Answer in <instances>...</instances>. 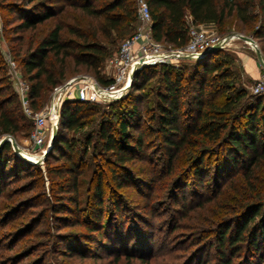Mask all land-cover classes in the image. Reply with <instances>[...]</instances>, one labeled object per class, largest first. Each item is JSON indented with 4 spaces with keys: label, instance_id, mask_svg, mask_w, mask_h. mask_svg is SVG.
<instances>
[{
    "label": "rangeland",
    "instance_id": "1",
    "mask_svg": "<svg viewBox=\"0 0 264 264\" xmlns=\"http://www.w3.org/2000/svg\"><path fill=\"white\" fill-rule=\"evenodd\" d=\"M45 2L0 0V93L4 95L10 92L6 89L8 85L15 91L9 57L16 60L15 69L24 79L27 76L19 61L25 50L36 45L54 20L63 17L64 22H68L83 17L79 9L65 6L61 14L64 16L59 19L57 16L54 20H45L32 29L17 27L22 16L33 11L32 4ZM204 27L224 36L215 25ZM227 27L228 35L240 34L254 39L264 59V40L254 38L248 30L250 27L244 28L234 16L228 19ZM133 31L134 27L125 36ZM124 37L114 42L112 51ZM240 54H244L245 59L241 60ZM209 60H222L223 67L230 69L228 82L232 83L233 90L243 88L246 91L242 102L254 98L250 87L262 66L251 44L234 35L219 51L212 53ZM66 62V78L62 83L73 77H96L84 65L74 68L71 60ZM172 64L194 65V61L182 58ZM100 68L101 71L105 69V62ZM157 77L153 76L142 89V94L147 95L141 102L142 113L155 100L161 85ZM50 94L47 101L33 111L45 108ZM113 100L92 102L84 128L60 134L75 142L71 161L78 164L77 171H80L75 190H65L68 162H64L63 156H56L58 152L52 146L48 148L57 122L54 125L48 120L44 144L40 148L34 147L27 140L32 121L23 114L19 102L17 109L23 116L19 120L22 127L12 137L20 153L14 156L12 149L0 190V264H223L214 247L220 228L224 223L235 227L240 221L242 214L238 216L240 212H237L240 199L253 197L251 187L254 184L264 185V164L248 179L237 171L217 184L213 182L212 167L208 170L212 178L207 175L201 182L179 164L169 172L163 141L155 132L154 123L144 114L145 120L134 132L143 135V149L126 162L127 169L122 171L119 166L107 162L114 156L99 154L102 139L97 133V124L100 117L110 118L111 125L117 126L115 116L110 117L118 107L110 104ZM111 131L118 136L114 129ZM87 137L90 139L88 147L85 146ZM134 140L132 138L131 143ZM93 145H96L95 150ZM85 148L86 154L79 160ZM95 161L100 163L103 171L101 209H97L92 195L97 178L93 175ZM210 162L206 159L209 167ZM122 172L128 174V180L120 185L114 174ZM237 245L238 250L229 264H246L250 258L252 264H264V258L246 255L245 240Z\"/></svg>",
    "mask_w": 264,
    "mask_h": 264
},
{
    "label": "trees",
    "instance_id": "2",
    "mask_svg": "<svg viewBox=\"0 0 264 264\" xmlns=\"http://www.w3.org/2000/svg\"><path fill=\"white\" fill-rule=\"evenodd\" d=\"M147 2L152 37L171 47L185 44L187 15L191 16L192 23L215 25L223 35H228L227 21L234 16L244 28L250 27L248 30L254 38L264 40V0ZM65 6L79 9L83 17L64 22V15L61 14ZM31 10L22 16L17 27L32 29L45 20L62 17L54 20L45 35L31 50L26 49L19 61L27 76L24 80L28 85V99L32 109L47 101L53 87L62 84L66 78L68 59L74 68L84 65L93 71L99 82L110 81L101 71L100 65L117 51L118 48L114 51L111 49L114 42L124 37L133 27L135 29V0H46L45 3L32 4ZM212 53L196 59L186 58L193 60L194 65L177 66L159 62L137 69L124 94L110 102L118 106L110 116H115L117 126L111 125L110 118L104 119L101 116L98 121L97 133L102 139L99 154L114 156L107 162L119 166L122 171L127 169L126 162L143 149V135L140 132L135 135L134 132L145 120L143 115L146 114L163 141L169 172L175 164H179L185 172H190L191 176L201 182L205 176H211L208 170L212 167L215 176L213 182L216 184L237 171L246 179L255 174V170L264 164V94L254 95L251 101L244 99L242 102L246 96L245 89L233 90L232 83L228 82L230 69L223 67L222 60L210 62ZM155 75H158L161 85L155 93L152 106L146 107L142 113L141 102L147 97L142 94V89ZM6 89H10L8 95L0 93V139L5 134L15 137L22 127L19 120L23 116L17 109V94L10 85ZM91 103L65 100L59 107L52 148L58 152L56 156H63L64 162H68L65 190L76 189L74 186L80 171H77L78 164L71 161L75 142L60 134L63 131L83 129ZM112 129L118 136L113 135ZM132 138H135L134 143H131ZM89 140L87 137V147ZM93 147L95 150L96 145ZM86 150L79 155V160L83 159ZM11 154V144L5 141L0 147V190ZM13 154L16 155L15 152ZM206 159L211 161L210 167ZM94 166L93 175L97 178L92 195L97 209H101L103 171L99 162L95 161ZM110 169L114 171L113 167ZM114 177L120 185L128 180V174L124 172L114 174ZM189 177H186L185 182ZM251 191L254 192L253 197L244 198L246 201L240 199L237 210L240 212L238 216L242 214L240 221L235 227L228 223L222 224L216 238L214 247L223 264L232 262L238 250L237 244L242 240H245L247 256L260 260L264 258V185L254 184ZM115 209H118L117 206ZM97 214L101 217V212ZM250 262L251 258L246 264H252Z\"/></svg>",
    "mask_w": 264,
    "mask_h": 264
},
{
    "label": "built area",
    "instance_id": "3",
    "mask_svg": "<svg viewBox=\"0 0 264 264\" xmlns=\"http://www.w3.org/2000/svg\"><path fill=\"white\" fill-rule=\"evenodd\" d=\"M136 22L131 35L124 38L117 51L105 61L104 74L110 79L108 83H101L91 76H79L71 81L68 86L64 83L53 87L49 104L40 111H33L28 99V85L16 71V63L8 58L9 67L14 77L15 91L21 104L23 114L32 121L27 140L36 148L42 147L48 131V120L56 125L60 104L65 100L76 99L84 102H99L118 98L124 94L131 82V72L141 67L159 63H175L179 59H196L201 52L210 47H223L234 35L220 37L213 31L207 30L204 24H195L191 16L187 15V40L183 46L171 47L164 42L157 41L151 34V17L147 0H135ZM251 44L258 50V43L253 39ZM254 95L264 94V69L254 79L251 85Z\"/></svg>",
    "mask_w": 264,
    "mask_h": 264
},
{
    "label": "water",
    "instance_id": "4",
    "mask_svg": "<svg viewBox=\"0 0 264 264\" xmlns=\"http://www.w3.org/2000/svg\"><path fill=\"white\" fill-rule=\"evenodd\" d=\"M241 38L244 39V40H246V41H250V42L253 41V39L250 38V37H248V36L241 35ZM216 49H218V47H216V46H214V47H210V48H207V49H205V50H203V51L201 52V56L206 55V54H210V53L214 52ZM256 55H257V57H258V60H259V62H260V64H261L262 68L264 69V59L262 58V55H261V53H260L259 50H256ZM135 71H136V66H134V68H133V70H132V72H131V78H132L133 74L135 73ZM76 78H78V77H74V79H76ZM70 82H71V81H66V82L64 83V85H65V86H68ZM55 134H56V127L53 128V131H52V133H51V139H50V143H49L48 148H50V147L52 146L53 141H54V138H55ZM5 141H9L10 144H11V146H12V149L14 150V152L18 154V152H19V147H18V144H17V143L15 142V140L13 139V137H12L11 135H5V136H3V137L0 139V147L2 146V144H3ZM19 153H20V152H19Z\"/></svg>",
    "mask_w": 264,
    "mask_h": 264
},
{
    "label": "crops",
    "instance_id": "5",
    "mask_svg": "<svg viewBox=\"0 0 264 264\" xmlns=\"http://www.w3.org/2000/svg\"><path fill=\"white\" fill-rule=\"evenodd\" d=\"M204 25H210V24H204ZM240 58H241V60H243V59H245V57H244V54H240ZM245 65V64H244ZM248 65V64H247ZM246 66V65H245Z\"/></svg>",
    "mask_w": 264,
    "mask_h": 264
}]
</instances>
